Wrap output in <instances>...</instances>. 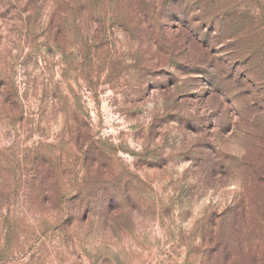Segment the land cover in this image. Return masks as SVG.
Returning <instances> with one entry per match:
<instances>
[{"label": "rangeland", "instance_id": "374dc122", "mask_svg": "<svg viewBox=\"0 0 264 264\" xmlns=\"http://www.w3.org/2000/svg\"><path fill=\"white\" fill-rule=\"evenodd\" d=\"M209 2L0 0V264H264V0Z\"/></svg>", "mask_w": 264, "mask_h": 264}, {"label": "trees", "instance_id": "16d2710c", "mask_svg": "<svg viewBox=\"0 0 264 264\" xmlns=\"http://www.w3.org/2000/svg\"><path fill=\"white\" fill-rule=\"evenodd\" d=\"M209 1L210 0H191L187 2L186 0H175L171 2L169 0H165L164 2H162V0H143V1L141 0H124L123 1L122 0V2H127L132 8V11H133L132 14H134L133 22L137 23L139 32L151 34L152 32L157 33L158 31L159 35L163 36L162 32L164 31L163 29H161L162 20L164 18L165 19L172 18L171 21L173 22L176 21V22L185 23L187 20H192L194 22L196 21L199 27H201V29L197 27H195L192 30L190 29L191 32H193L194 34L201 35L202 27H203L207 30L211 29L216 34L229 36L230 34L234 32L231 30H235V26L237 22L234 21L233 26L228 27L225 21L221 19L223 18L221 15L216 16L217 13L215 14V11H213L211 7L212 5ZM141 2H144V3H141ZM201 3H202V6H201ZM193 5L195 6L198 5L199 7V9H195L196 12H198V15L196 16L195 15L193 16L192 15L193 12L190 10L192 9L191 6ZM191 23L187 22V24L190 25V28H191ZM244 25L245 27H247L248 25L249 26L251 25V23H249L248 16L245 20ZM261 48H257V49L252 48L250 51L251 55L252 56L254 55L257 58L255 59L256 61L258 60L259 56L262 55L260 54V51H262ZM224 52L228 56V61L229 59L233 60L232 55H231L232 54L231 49L229 50L226 48L224 49ZM251 76H252L251 78H253L252 80H255V75H251ZM229 98L236 99L231 96ZM107 201L109 203L112 202L111 200H107ZM90 206L91 205H89V207ZM237 211H239V208L234 207V209H232V214L234 213V215H238Z\"/></svg>", "mask_w": 264, "mask_h": 264}]
</instances>
